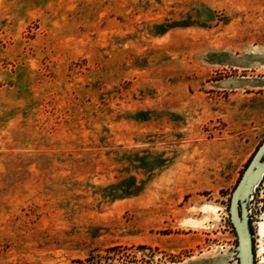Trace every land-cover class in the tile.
<instances>
[{"label":"rangeland","instance_id":"374dc122","mask_svg":"<svg viewBox=\"0 0 264 264\" xmlns=\"http://www.w3.org/2000/svg\"><path fill=\"white\" fill-rule=\"evenodd\" d=\"M263 140L264 0H0V264H239Z\"/></svg>","mask_w":264,"mask_h":264},{"label":"water","instance_id":"95a60500","mask_svg":"<svg viewBox=\"0 0 264 264\" xmlns=\"http://www.w3.org/2000/svg\"><path fill=\"white\" fill-rule=\"evenodd\" d=\"M263 177L264 140L244 170L231 196L230 223L238 237L235 251L239 264H256L250 201Z\"/></svg>","mask_w":264,"mask_h":264},{"label":"bare ground","instance_id":"6f19581e","mask_svg":"<svg viewBox=\"0 0 264 264\" xmlns=\"http://www.w3.org/2000/svg\"><path fill=\"white\" fill-rule=\"evenodd\" d=\"M213 207V206H212ZM214 208V207H213ZM261 227H262V232L264 233V222L261 223Z\"/></svg>","mask_w":264,"mask_h":264}]
</instances>
